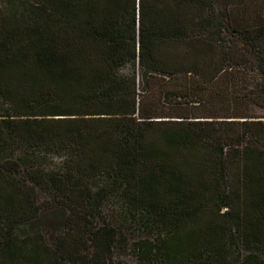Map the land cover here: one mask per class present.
<instances>
[{"label": "trees", "instance_id": "obj_1", "mask_svg": "<svg viewBox=\"0 0 264 264\" xmlns=\"http://www.w3.org/2000/svg\"><path fill=\"white\" fill-rule=\"evenodd\" d=\"M250 101L264 110V0H6L0 264H112L114 200L138 264H264ZM40 200L65 211L51 245L28 228Z\"/></svg>", "mask_w": 264, "mask_h": 264}, {"label": "rangeland", "instance_id": "obj_2", "mask_svg": "<svg viewBox=\"0 0 264 264\" xmlns=\"http://www.w3.org/2000/svg\"><path fill=\"white\" fill-rule=\"evenodd\" d=\"M4 2H6V0H0V4H3ZM159 84V81L154 79L149 85L151 92H154V98H156ZM141 89L142 86L137 88V92L139 94L142 93ZM258 102L259 103L250 101L247 105L248 110L256 116H264V110L259 107V104L261 105V103L260 101ZM215 107L218 112H224L226 108L225 101L217 97L215 99ZM120 204L121 202L117 200L105 201L100 209V217H104L106 220H109L110 223L119 227V237L111 253L110 262H112V264H138L140 260L134 251V247L135 242L140 238L141 234L134 230L132 226L122 222L116 217L117 208L120 206ZM38 206H40L39 212L36 217L30 219L29 222L31 225L28 228L32 227L38 228L40 231L42 230L44 238L51 245L55 235L64 229L62 227V218L65 216V211L59 206V204L46 200H40ZM80 233H82V231H80ZM81 247L82 251H80L79 254L82 255L83 258L85 256L84 251H86V243H83Z\"/></svg>", "mask_w": 264, "mask_h": 264}]
</instances>
